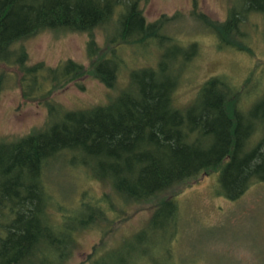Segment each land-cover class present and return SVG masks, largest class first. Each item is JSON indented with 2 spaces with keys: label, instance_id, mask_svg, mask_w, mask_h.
I'll return each instance as SVG.
<instances>
[{
  "label": "trees",
  "instance_id": "16d2710c",
  "mask_svg": "<svg viewBox=\"0 0 264 264\" xmlns=\"http://www.w3.org/2000/svg\"><path fill=\"white\" fill-rule=\"evenodd\" d=\"M229 2L225 21L213 24L200 14L198 19L216 36L219 48L235 49L230 43L237 42V51H249L243 26L260 15L264 28V0ZM163 26L162 21L146 22L141 0H0V65L20 71L22 97L44 102L48 116L42 129L0 140V264H65L77 233L108 218L115 206L168 194L133 239L137 247L165 231L169 255L179 233L178 187L216 170L218 193L228 199L264 183V89L251 97L248 82L240 87L226 76H213L188 107H176L180 68L196 54L187 56L186 49L196 50V45L184 48ZM98 29L106 55L91 34ZM45 31L87 33L89 69L73 60L54 67L28 65L20 43ZM166 44L180 48L163 51ZM151 46L157 52L153 65L127 66L125 54L133 58L139 55L134 49L147 47L149 53ZM126 68V86L104 105L68 110L50 99L70 83L83 90L81 80L89 75L112 89ZM2 80L0 75V87ZM56 165L64 169L61 174ZM68 170L107 183L110 192L93 202L81 194L59 204L50 178Z\"/></svg>",
  "mask_w": 264,
  "mask_h": 264
},
{
  "label": "rangeland",
  "instance_id": "374dc122",
  "mask_svg": "<svg viewBox=\"0 0 264 264\" xmlns=\"http://www.w3.org/2000/svg\"><path fill=\"white\" fill-rule=\"evenodd\" d=\"M229 7V0H141L147 23L162 21L164 33L185 45L184 48L189 44L196 45V50L192 47L186 49L187 56L196 54L187 66L184 64L180 68L182 76L174 95L176 107H188L202 84L213 76H226L240 87H245L248 82L246 92L250 91L248 95L251 97L264 89L262 17L252 15L243 26L250 36L249 51H237L238 47L241 48L237 42L230 43L235 49L219 48L216 36L198 19L200 14L210 23L223 22ZM91 34L101 54L106 55L108 47L104 43L103 31L98 29ZM88 40L87 33L45 31L20 44L28 54V65L44 62L54 67L61 61L73 60L88 70ZM162 48L176 53L180 47L166 44ZM134 52L139 55L132 58L130 52L125 54L129 68L155 63L157 52L153 46L149 53L147 47L134 49ZM176 69L179 71V63ZM128 74L129 69L122 70L112 89L89 75L81 80L83 90L70 83L50 99L68 110L104 105L126 86ZM0 75L3 76L0 140L13 141L42 129L48 117L45 103L22 97L19 86L21 73L17 68L0 65ZM258 100L259 97H255L253 104ZM55 167L60 174L64 170L61 165ZM218 177L219 170L208 172L174 192L179 233L173 241L171 254L166 255L169 242L165 231L154 233L149 244L136 247L133 239V235L148 223L158 203L169 197L168 194L146 203L128 204L123 208L115 206L114 211L108 213V218L77 233L73 252L65 264H90L93 257L91 264H264V183L250 185L236 199H228L218 193ZM50 183L57 202L62 205L69 204L73 197L74 200L80 198L81 194L93 202L110 192L107 183L90 180L77 170H68L61 176L54 173ZM72 213L77 215L78 209ZM131 245L136 248L130 250ZM49 253L45 252V258L50 256Z\"/></svg>",
  "mask_w": 264,
  "mask_h": 264
}]
</instances>
